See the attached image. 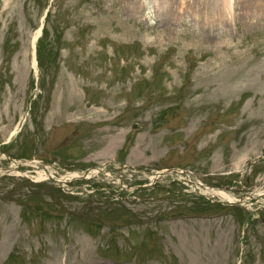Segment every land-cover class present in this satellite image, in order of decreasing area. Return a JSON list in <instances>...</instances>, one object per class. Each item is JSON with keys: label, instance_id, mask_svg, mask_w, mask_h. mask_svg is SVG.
I'll return each instance as SVG.
<instances>
[{"label": "rangeland", "instance_id": "obj_1", "mask_svg": "<svg viewBox=\"0 0 264 264\" xmlns=\"http://www.w3.org/2000/svg\"><path fill=\"white\" fill-rule=\"evenodd\" d=\"M246 1L204 44L200 15L0 0V264H264V199L217 206L186 182L264 193V14Z\"/></svg>", "mask_w": 264, "mask_h": 264}, {"label": "bare ground", "instance_id": "obj_2", "mask_svg": "<svg viewBox=\"0 0 264 264\" xmlns=\"http://www.w3.org/2000/svg\"><path fill=\"white\" fill-rule=\"evenodd\" d=\"M126 4L127 8L145 17L146 20L150 18V13H153L154 19H157L160 23L167 25V15L178 20H184L188 14L201 16L199 25L203 30V37L201 41L204 44H208L213 40L212 38L222 32L221 30H226L230 23H235L237 20L236 14L231 10L232 6L236 4L237 0H122ZM247 0L246 2H249ZM256 13H259V17L264 14V0H255ZM262 6V8H261ZM159 8V9H156ZM156 9V10H155ZM153 10V11H151ZM192 11V13H191ZM161 14L166 18H162ZM249 11L241 12L242 19L249 17ZM185 17V18H184ZM258 17V18H259ZM169 20V19H168ZM40 32H38L39 36ZM35 40H33V45H35ZM35 65V64H34ZM88 175V178L92 174H96L97 171H93ZM38 180L44 181L49 179L51 176L45 170H40L38 172ZM79 177L78 173H69L67 176L61 178L63 182H68L70 180ZM195 185V184H194ZM196 186V185H195ZM218 194L224 198L231 200L232 198L225 192H218Z\"/></svg>", "mask_w": 264, "mask_h": 264}]
</instances>
